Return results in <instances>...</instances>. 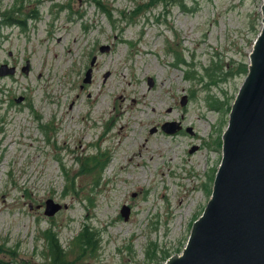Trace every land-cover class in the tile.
Listing matches in <instances>:
<instances>
[{
    "label": "rangeland",
    "instance_id": "obj_1",
    "mask_svg": "<svg viewBox=\"0 0 264 264\" xmlns=\"http://www.w3.org/2000/svg\"><path fill=\"white\" fill-rule=\"evenodd\" d=\"M146 1L0 0V21L12 9L39 16L25 28L1 29L0 66L15 68L0 76V259L7 264H50L49 227L66 249L85 226L98 232L100 247L73 251L72 264H166L185 248L211 198L230 117L211 101L233 103L247 78L228 75L213 86L206 68L219 62L235 70L250 60L264 0H185L194 13ZM175 51L191 59L189 76L173 64ZM166 121H181L185 133L163 131ZM47 200L62 209L46 215Z\"/></svg>",
    "mask_w": 264,
    "mask_h": 264
},
{
    "label": "water",
    "instance_id": "obj_2",
    "mask_svg": "<svg viewBox=\"0 0 264 264\" xmlns=\"http://www.w3.org/2000/svg\"><path fill=\"white\" fill-rule=\"evenodd\" d=\"M262 9L263 28L254 42L247 78L233 102L222 136V158L211 198L195 220L182 253L168 258L166 264H264V3ZM109 49V45L101 46L102 52ZM95 62L94 56L91 64ZM10 67L2 64L0 76L13 75L15 68L4 72ZM22 68L28 72L30 61ZM91 76L92 68L86 72L85 82H90ZM149 81L152 87L154 80ZM188 101V95H183L182 105ZM181 123L166 121L161 129L174 134L183 129ZM157 130L154 127L152 132ZM186 130L195 132L191 127ZM47 201L46 215L61 210V203ZM130 213L131 207L123 205V217L128 219Z\"/></svg>",
    "mask_w": 264,
    "mask_h": 264
},
{
    "label": "trees",
    "instance_id": "obj_3",
    "mask_svg": "<svg viewBox=\"0 0 264 264\" xmlns=\"http://www.w3.org/2000/svg\"><path fill=\"white\" fill-rule=\"evenodd\" d=\"M149 1V2H148ZM162 4L165 6H180L182 10L186 13H194L197 9L195 7H189L185 0H147L146 2L142 3L143 6L148 5H157ZM145 9L139 7L138 9L134 10L133 13L136 15L143 12ZM36 10H32L26 13L27 17H19L15 14L14 9L5 12V19L7 21H0V37H1V29L3 25H17L21 28H25L28 26L29 19H37L39 18L38 14L35 12ZM109 15L110 21L114 22L115 19L113 18L110 11L106 12ZM22 16L25 13L21 12ZM259 31L256 33V37L258 36ZM254 42V41H253ZM253 44V43H252ZM173 64L175 66H181L184 68L187 76L192 73V69L190 67L193 65L191 59H186L184 56L180 54V52L175 51V55H173ZM249 64L250 61H239L236 65L234 70L233 67L227 68L225 65L219 62H212L209 67L206 68L207 76L210 79V82L213 86L219 85L223 80L227 78L228 75H247L249 72ZM235 99V98H234ZM234 102V100H233ZM232 101L227 100L220 97H214L211 101V106L215 109H226L228 112H231L232 109ZM218 142H222V138ZM55 229H51L50 227L44 231L43 238L45 240V254L48 255V259L50 264H72L74 259L71 257V253L75 250H78V254H85L86 251H95L100 247V242L97 235L98 232L91 226H85L82 231H80L76 237L74 238L73 242L75 245L71 246L69 249H66L60 241V237L58 233L54 232ZM70 253V254H69ZM170 256L167 254L166 259ZM72 260V261H71ZM0 264H7L5 261L0 259Z\"/></svg>",
    "mask_w": 264,
    "mask_h": 264
},
{
    "label": "flooded vegetation",
    "instance_id": "obj_4",
    "mask_svg": "<svg viewBox=\"0 0 264 264\" xmlns=\"http://www.w3.org/2000/svg\"><path fill=\"white\" fill-rule=\"evenodd\" d=\"M108 45H111V44H108ZM111 47V46H110ZM96 64V63H95ZM92 74H93V72H92ZM92 80V79H91ZM181 132L182 133H185V129L183 128L182 130H181Z\"/></svg>",
    "mask_w": 264,
    "mask_h": 264
}]
</instances>
